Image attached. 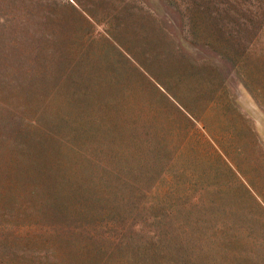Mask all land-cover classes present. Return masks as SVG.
Listing matches in <instances>:
<instances>
[{"label": "rangeland", "instance_id": "obj_1", "mask_svg": "<svg viewBox=\"0 0 264 264\" xmlns=\"http://www.w3.org/2000/svg\"><path fill=\"white\" fill-rule=\"evenodd\" d=\"M0 76V264L66 200L50 180L131 221L56 230L58 264H264V0H0ZM40 122L44 156L19 148Z\"/></svg>", "mask_w": 264, "mask_h": 264}, {"label": "trees", "instance_id": "obj_2", "mask_svg": "<svg viewBox=\"0 0 264 264\" xmlns=\"http://www.w3.org/2000/svg\"><path fill=\"white\" fill-rule=\"evenodd\" d=\"M15 42L12 38L10 39V43ZM59 78H55L54 82H56ZM15 81L14 77H10L8 79H3L0 76V104L3 107H6L9 112L13 116H16V91H14L13 82ZM3 84H5L3 86ZM7 84V86H6ZM46 92L41 93V99L37 105H35V109L32 110L34 115H39V111L43 109L41 106L42 103H45ZM20 107H27V103H18ZM30 107H33L31 104ZM30 119V118H29ZM21 122L26 125L29 123L28 118L21 117ZM37 124V122H36ZM30 125H33V122H30ZM34 127L36 125H33ZM38 127L41 128L40 131L33 130H23L18 131L21 139L19 140V148L21 150H25L27 148L38 147L40 153H43V156L46 153L45 144L41 139V135L39 132L47 130L45 124L40 122ZM17 134V135H18ZM54 162L51 158L48 159L47 168L39 167L42 171H48V169H53ZM49 170V171H51ZM60 185L62 193L66 200L57 201L53 200L50 206V218L45 220L34 219L33 222L27 224L28 230H32L30 234L34 237V242L29 245L20 244L21 246H16V260L18 264L23 262V255L28 250L29 256L33 259L32 264H58L56 260V254L54 252V242L51 236H54L53 232L58 229L69 230L70 232H80L85 230L88 236H94L95 234H104L108 235L109 231L106 228H110L114 232H117V238L120 236L122 239L125 237V229L127 228V224L131 221L129 220V213L127 212L129 206L123 207L121 214L118 213H110L108 212V207L101 201H89L87 195L85 194L82 184L80 182L69 183V184H60L55 180H50L46 185L48 186L47 193L53 195V193L58 189L57 185ZM36 185H31L30 192L35 193ZM103 200H106L102 197ZM122 215V216H121ZM121 219H118V217ZM16 232L18 236L22 233L18 232L20 228L24 225L22 222H16ZM135 225V224H133ZM117 228V229H115ZM42 230H46L49 234L44 235ZM29 232V231H28ZM29 234V233H28ZM153 234L155 239H158L156 242L158 245H162L163 248L168 249L172 252L174 250H179L180 246L175 242L173 238H170L169 241L165 240L162 234L155 230H150L148 233ZM130 239L137 240L134 236L129 234ZM153 242V241H149ZM140 252V250H138ZM176 253V252H175ZM51 256L52 260L50 262H42L40 257Z\"/></svg>", "mask_w": 264, "mask_h": 264}]
</instances>
